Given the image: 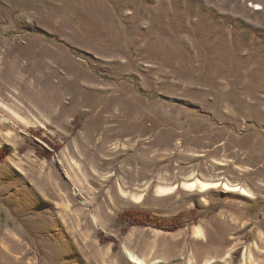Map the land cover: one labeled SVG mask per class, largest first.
<instances>
[{
  "label": "rangeland",
  "instance_id": "obj_1",
  "mask_svg": "<svg viewBox=\"0 0 264 264\" xmlns=\"http://www.w3.org/2000/svg\"><path fill=\"white\" fill-rule=\"evenodd\" d=\"M0 151V264H264V0H0Z\"/></svg>",
  "mask_w": 264,
  "mask_h": 264
},
{
  "label": "bare ground",
  "instance_id": "obj_2",
  "mask_svg": "<svg viewBox=\"0 0 264 264\" xmlns=\"http://www.w3.org/2000/svg\"><path fill=\"white\" fill-rule=\"evenodd\" d=\"M223 187L226 191L236 192L239 191L242 195L252 197V193H250L247 189L237 186V185H230L228 183H220V182H208L207 180L204 181L199 178H194L192 180H187L181 184V187L186 191H199L205 192L211 188ZM177 186H161L158 188V193L161 195H166L172 193L176 190ZM197 233L200 235L202 233L201 229H197ZM128 256L135 261L137 264H146V262L142 259H139L132 255L130 252H127Z\"/></svg>",
  "mask_w": 264,
  "mask_h": 264
},
{
  "label": "trees",
  "instance_id": "obj_3",
  "mask_svg": "<svg viewBox=\"0 0 264 264\" xmlns=\"http://www.w3.org/2000/svg\"><path fill=\"white\" fill-rule=\"evenodd\" d=\"M54 149H55L54 151H50L49 149L40 150L38 154L40 157L51 159L54 156V152L58 151L60 147L54 146ZM5 159H6V152L0 151V162L4 161ZM120 220L125 223L129 222L132 225H138V226L146 224L145 219L142 216V212L137 210L125 211L124 213H122ZM110 241L112 240L109 238L102 237L103 243Z\"/></svg>",
  "mask_w": 264,
  "mask_h": 264
}]
</instances>
